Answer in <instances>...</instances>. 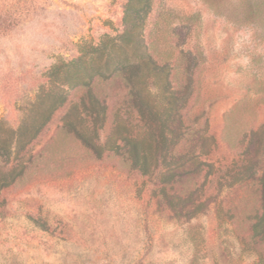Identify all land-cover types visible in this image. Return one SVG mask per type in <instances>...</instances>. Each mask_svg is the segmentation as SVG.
Masks as SVG:
<instances>
[{"label":"rangeland","instance_id":"obj_1","mask_svg":"<svg viewBox=\"0 0 264 264\" xmlns=\"http://www.w3.org/2000/svg\"><path fill=\"white\" fill-rule=\"evenodd\" d=\"M95 47L99 66L127 60L93 86L101 129L81 124L84 144L62 130L87 93L68 89L0 190V264H264L248 240L264 193V0H150L142 20L127 0H0V119L17 126L46 72L88 67Z\"/></svg>","mask_w":264,"mask_h":264},{"label":"trees","instance_id":"obj_2","mask_svg":"<svg viewBox=\"0 0 264 264\" xmlns=\"http://www.w3.org/2000/svg\"><path fill=\"white\" fill-rule=\"evenodd\" d=\"M149 8L150 0H127V12L131 11L137 20H142L149 12ZM131 38L130 33H125L121 41L128 43ZM117 42L120 41L117 40ZM90 50L92 58L88 67H85L87 64L83 57H78L69 62L54 65L46 72L48 90L45 91L42 88L34 101L19 110L20 117L17 126H9L0 119V190L10 186L23 174L28 163L25 161V156L29 152L27 148L50 121L53 113L66 102L68 89L78 88L86 90L87 93L83 92L78 101L69 108L62 119V130L84 144L86 137L80 132L81 124L89 123L96 132L101 129V124H103L101 115L104 111L95 109L99 101L93 86L96 85V81L106 79L103 73L111 71L110 67L115 59L113 73L124 71L126 69L124 62L127 60L125 54L114 53L115 59L109 56L104 61V65L99 66L95 60L100 56L101 49L95 47ZM94 146L92 145L93 148ZM86 148L94 150L90 147ZM115 149L111 152L115 153ZM122 149L128 156V160H133L138 155L136 143L126 141ZM143 173V175H148L149 171H143ZM261 201V214L254 213L248 240L261 249L259 253H264V193Z\"/></svg>","mask_w":264,"mask_h":264},{"label":"clouds","instance_id":"obj_3","mask_svg":"<svg viewBox=\"0 0 264 264\" xmlns=\"http://www.w3.org/2000/svg\"><path fill=\"white\" fill-rule=\"evenodd\" d=\"M253 42L252 32L241 29L232 40L233 62L239 67H246L251 62V56L247 54ZM218 46L223 45V38L217 41Z\"/></svg>","mask_w":264,"mask_h":264}]
</instances>
